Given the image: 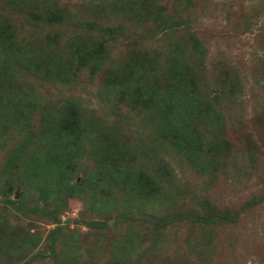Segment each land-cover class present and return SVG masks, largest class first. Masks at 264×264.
Masks as SVG:
<instances>
[{
    "label": "rangeland",
    "instance_id": "374dc122",
    "mask_svg": "<svg viewBox=\"0 0 264 264\" xmlns=\"http://www.w3.org/2000/svg\"><path fill=\"white\" fill-rule=\"evenodd\" d=\"M0 43V264H264V0H0Z\"/></svg>",
    "mask_w": 264,
    "mask_h": 264
},
{
    "label": "trees",
    "instance_id": "16d2710c",
    "mask_svg": "<svg viewBox=\"0 0 264 264\" xmlns=\"http://www.w3.org/2000/svg\"><path fill=\"white\" fill-rule=\"evenodd\" d=\"M136 10H139V8H138V6H136V7H130V10H129V13H131V14H134V12L136 11ZM104 12H105V10H103ZM101 9H97L96 10V12H98L99 14L98 15H100V16H102L103 14H104V12H103ZM133 12V13H132ZM0 46H1V43H0ZM15 55L16 54V52L15 51H13L11 54H10V56L11 55ZM27 58H29L30 59V56H34V54H27V55H25ZM74 56V55H73ZM75 57V56H74ZM15 59H18L17 57H15ZM21 62H26V64H23V63H21ZM42 65H44V63H42V62H40ZM41 64H35V62H31V61H29L28 59L25 61V59H23V60H19V65L20 66H23L24 68H25V70H28V71H35V70H39L41 67H42V65ZM80 67H81V62L80 63H78V62H71V65H70V70L68 71V72H66V71H62L61 70V72H56V73H54L55 74V77H57V76H61V79L62 78H64L65 76H68L67 74L70 72V71H72L73 69H80ZM168 85H170V83L168 84ZM168 98H173L172 96H170V97H168ZM157 113L159 114V119L160 120H163L164 121V123H165V125L164 126H166V125H168L169 126V124H175L177 121H176V119H177V117H176V114L173 112V104L171 103H166V102H164V101H162L161 103H158L157 105ZM176 125H178L177 123H176ZM67 129V128H66ZM150 186H151V190H153V188H155V184H150Z\"/></svg>",
    "mask_w": 264,
    "mask_h": 264
}]
</instances>
